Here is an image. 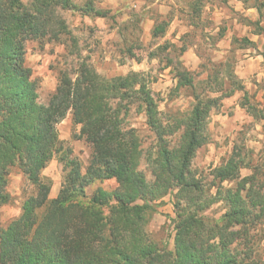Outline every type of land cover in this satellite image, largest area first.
I'll return each mask as SVG.
<instances>
[{
  "label": "trees",
  "instance_id": "1",
  "mask_svg": "<svg viewBox=\"0 0 264 264\" xmlns=\"http://www.w3.org/2000/svg\"><path fill=\"white\" fill-rule=\"evenodd\" d=\"M192 6L199 11L198 2ZM60 9L108 15L93 0H0V207L11 199L14 168L33 187L21 213L0 224V264H264V165L252 160L254 151L234 145L215 167L192 168L197 150L208 141L211 111L237 89L249 95L233 70L224 77L215 70L207 79L220 89L197 93L195 71L177 61L176 88H192L194 103L189 111L170 115L172 120L164 119L144 72L107 77L85 59L74 70L59 71L43 103L40 80L27 63L26 42L59 41L70 33ZM165 29L164 21L156 23L152 37ZM171 46L179 56L182 49ZM133 102L154 133L148 149L128 123ZM69 113L73 137L79 126L76 138L91 146L86 166L60 137L58 124ZM55 156L65 174L58 195L50 197L52 180L43 171ZM142 161L152 179L141 169ZM242 168L251 173L243 176ZM106 180L116 186L86 192ZM167 194L176 213L173 250L158 247L146 228L152 203ZM216 203L224 208L218 218L207 213Z\"/></svg>",
  "mask_w": 264,
  "mask_h": 264
},
{
  "label": "rangeland",
  "instance_id": "2",
  "mask_svg": "<svg viewBox=\"0 0 264 264\" xmlns=\"http://www.w3.org/2000/svg\"><path fill=\"white\" fill-rule=\"evenodd\" d=\"M25 1L28 2L29 0ZM83 1L84 0H76V3L80 4ZM93 2L95 4L94 0ZM263 3L264 0L260 2L263 13L262 18H264ZM60 13L67 21L70 33L62 34L59 41L45 38L42 40L30 39L26 42L27 63L32 67L34 76L40 80L39 92L41 102L46 103L50 94L54 91L58 82L59 71L61 69L69 68L74 70L77 62L81 59H85L91 63L99 73L107 77L125 75L134 69L136 71L144 72L145 77L149 81V86L157 98L159 109L162 111L165 120H172L170 115H174L178 111H181L186 102H188V108L184 109L182 112H186L191 109L194 103L192 88H176V84L172 83L165 84L160 87V83H157L161 77L159 73L163 70V66L161 64L162 62L168 63V59L171 58L175 61L172 62L174 67H176L174 73H176L177 68H180L179 63L177 62H180L178 52L174 51L167 54V52L161 51L160 48L154 46L157 43L156 40H147L137 24L138 17L132 16L130 18L132 21L131 24L129 23L131 25L130 27H127L126 23L124 24L125 28H123V24L121 23L122 29H120V31L122 32L124 30L127 33L126 38L128 40L126 41L124 39L122 40L124 43H121L118 40L119 37L114 36L111 38V49L115 46V50L110 51V49L107 50L104 46L105 29L102 28L100 30L98 28V25L95 24L94 16L92 20H88L86 18H82V15L78 11L67 9H60ZM89 21L91 23H89ZM114 22H116V20L114 21L108 19V23L111 25H113ZM201 50L200 56L202 57V63L198 68L192 70L195 71L193 77L195 79L197 93H206L208 90L214 88L220 89L218 84H209L207 79L208 76L209 78H214L215 73H217L215 70L220 69V77L226 76L230 70H233V72L236 70L244 71L242 68L239 69L238 65H236V53L229 55L227 66L215 68L213 62L208 59V50H206L203 46L201 47ZM151 51L156 52L160 58V63L151 61V58L148 56ZM132 55L135 60H145L144 68H138V65L136 64L134 65L135 68H132V64L134 63ZM256 74L257 72L255 75ZM262 77H264V75ZM238 81L242 83L240 79H238ZM229 87L230 84L227 82L225 88L228 89ZM218 94L221 95L222 91L215 92L212 95ZM241 99L243 103L248 105L247 107L250 112L256 114V118H259V111L262 110L258 107L259 103L255 97L250 94L247 96H244L243 94ZM224 109L227 110V112H232L228 108L226 109V107ZM222 110L221 102V106H219L218 109H213L211 111L207 126L208 141L197 150V153L192 161V168L195 170L207 171L210 167H215L220 164V162L234 149V145L239 147L243 146L246 149L253 150L252 160L264 165V130L261 131V133H258L260 130H257L255 127L256 120H246L240 124L238 128H234L233 132L228 134L225 130H221L220 128L218 129L219 124L222 125V127H228L229 123L227 117L223 123H221L220 120L213 122L214 117L212 114L221 112ZM128 123L138 129L143 145L146 149L154 145V133L149 129L146 122V116L143 112L139 111L136 102L131 103ZM58 129L60 137L73 149L74 154L77 155L83 165L86 166L90 158L91 146L83 138H76L79 135L80 127L77 126L75 128L76 137H73L74 127L72 125L71 116L68 114L58 124ZM262 132L263 136H260ZM177 135L171 138V140L173 139L175 142ZM258 140L259 142L256 143ZM141 169L146 173L149 179L153 178L150 166L146 161H142ZM250 173V168H242L241 170V174L243 176ZM43 174L52 180L50 197H56L62 188L65 174L63 165L59 161L58 156H55L51 160L49 165L44 169ZM99 185L112 188L116 186V183L114 180H106L102 183L96 182L88 187L86 192L91 193L93 189ZM8 190L11 195V199L8 203L0 207V224L3 226L7 225L11 219L21 213L22 201L31 193L33 187L25 180L23 174L17 168H14L12 170ZM152 206L154 211L152 212L151 219L146 228L150 233L152 240L157 243L158 247L173 250L176 232V213L172 195H165L160 201L153 202ZM223 212V205L221 203H216L208 210L207 213L209 216L218 218ZM261 229L264 235V224ZM262 247L264 255V238L262 241Z\"/></svg>",
  "mask_w": 264,
  "mask_h": 264
},
{
  "label": "crops",
  "instance_id": "3",
  "mask_svg": "<svg viewBox=\"0 0 264 264\" xmlns=\"http://www.w3.org/2000/svg\"><path fill=\"white\" fill-rule=\"evenodd\" d=\"M97 9L108 11L105 17L94 16L95 24L101 30L105 29L104 41L107 50L111 49V38L118 36V40H128L127 33L122 29L127 23L131 25V17H138L137 24L147 40H156L154 45L160 48L169 44L165 50L167 54L182 49L179 60L183 67L195 70L202 63L201 47L208 50L209 58L214 64H225L232 53L237 54L238 68L244 71H234L242 81L248 94L253 95L261 108L259 118L243 104V92L237 90L231 96L221 99L222 111L212 114L213 122L220 120L223 123L228 118V127L218 125V129L230 134L244 121H255L257 130H264V18H262L263 0H94ZM199 3V11L194 12L193 3ZM82 18L92 20L93 16L83 15ZM109 20H116L113 25ZM164 21L166 29L162 36L152 37V30L156 23ZM130 23V24H129ZM124 37V38H123ZM143 40V38H142ZM243 41V42H242ZM106 51V50H105ZM152 62L160 63L156 52L148 55ZM132 68H144L145 60H135L132 55ZM173 62H175L173 60ZM163 66L159 82L160 87L165 84H177L173 63H161ZM135 68V67H134ZM135 70V69H134ZM257 74L255 75V73ZM164 84H163V83ZM227 83V82H226ZM159 87V88H160ZM219 95V94H218ZM228 108L232 112L225 110ZM225 113V114H223ZM71 116V114L69 113ZM216 128V127H215ZM264 132V131H263ZM260 134V136H263ZM259 135V134H258ZM262 141V140H261ZM256 141V143H258Z\"/></svg>",
  "mask_w": 264,
  "mask_h": 264
},
{
  "label": "clouds",
  "instance_id": "4",
  "mask_svg": "<svg viewBox=\"0 0 264 264\" xmlns=\"http://www.w3.org/2000/svg\"><path fill=\"white\" fill-rule=\"evenodd\" d=\"M89 23H91V22L89 21ZM37 58H38V57H37ZM186 108H188V102H186V103L184 104V108H182L181 111H184V109H186Z\"/></svg>",
  "mask_w": 264,
  "mask_h": 264
}]
</instances>
